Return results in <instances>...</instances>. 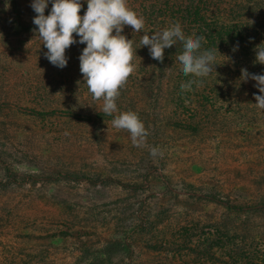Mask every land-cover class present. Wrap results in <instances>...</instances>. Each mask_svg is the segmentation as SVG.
<instances>
[{"label": "rangeland", "instance_id": "1", "mask_svg": "<svg viewBox=\"0 0 264 264\" xmlns=\"http://www.w3.org/2000/svg\"><path fill=\"white\" fill-rule=\"evenodd\" d=\"M15 1L0 0V264H264V111L255 82H239L264 65L222 50L214 93L176 92V59L160 71L140 44L173 24L176 0H126L144 20L123 28L133 71L115 101L144 125L134 145L80 82L85 45L51 65L30 0ZM253 3L234 19L264 45Z\"/></svg>", "mask_w": 264, "mask_h": 264}, {"label": "clouds", "instance_id": "2", "mask_svg": "<svg viewBox=\"0 0 264 264\" xmlns=\"http://www.w3.org/2000/svg\"><path fill=\"white\" fill-rule=\"evenodd\" d=\"M82 3L86 4V9L83 15H78ZM29 7L35 13L33 39L41 42L39 48L43 45L46 49L43 55L47 61L62 69L68 62L65 50L73 44L85 45L78 56L80 82L94 99H102L101 111L113 117L112 126L126 130L134 145L141 143L146 135L143 123L136 113L119 111L115 101L120 87L133 71V42L122 34L123 28L127 25L140 32L144 28L143 17L130 9L126 0H30ZM204 39L195 33L186 38L181 25L174 23L151 35H143L140 44L147 47L153 60L162 61L164 50L181 42L176 56L179 73L196 78L181 84V89L190 90L193 83H200L199 78L215 73L216 55H220L217 48L201 50ZM237 47L234 46L233 51ZM253 51V63L264 65V45L255 46ZM249 79L255 82L259 92L253 97L254 107L264 111V73L250 74L242 68L239 82ZM155 152L153 149L152 154Z\"/></svg>", "mask_w": 264, "mask_h": 264}, {"label": "trees", "instance_id": "3", "mask_svg": "<svg viewBox=\"0 0 264 264\" xmlns=\"http://www.w3.org/2000/svg\"><path fill=\"white\" fill-rule=\"evenodd\" d=\"M11 4L15 3V0H9ZM253 0H176L174 6L171 7V10L174 9V16L171 15L170 19L174 23L184 24L183 26L189 25L188 29L183 33L186 38L192 37L195 33L196 35L202 36L205 39L202 41L201 50H215L217 48L218 53L222 50L231 52L234 55H231L233 58L241 59L242 56L245 57L247 62L252 63L254 61V48L256 46L257 40L256 35L249 33L247 30H243V26H238L236 24L243 23V16L247 14L251 9V12L255 9L252 8ZM220 10V16L216 19H212L209 16L213 14L214 9L217 11ZM243 10L244 15L242 16L239 23L234 18L233 10L236 9ZM250 12V13H251ZM47 15V14H46ZM233 16V17H232ZM219 18H221L220 22ZM181 42H177L172 47L165 49L163 53V60L160 61L157 65H154L155 68L160 71L166 66L164 64L167 56L176 59V56L179 54L181 48ZM238 46L236 51H233V47ZM232 48L231 50H229ZM175 67V72L177 75L176 83V92L182 91L181 84H186L189 80L196 79L191 76H183L179 73L178 64L172 62ZM214 66V72L218 73ZM209 76V75H208ZM199 78L200 83H193L190 90H185L188 93L198 95V93L211 92L214 93V87L209 88L208 82L209 77ZM201 88V89H200ZM199 90V91H198ZM191 91V92H190ZM199 106L203 104L198 102ZM113 249V245H111Z\"/></svg>", "mask_w": 264, "mask_h": 264}]
</instances>
